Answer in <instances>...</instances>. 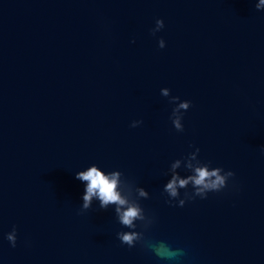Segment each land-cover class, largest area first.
I'll use <instances>...</instances> for the list:
<instances>
[{
    "label": "water",
    "instance_id": "obj_1",
    "mask_svg": "<svg viewBox=\"0 0 264 264\" xmlns=\"http://www.w3.org/2000/svg\"><path fill=\"white\" fill-rule=\"evenodd\" d=\"M256 2L0 0V264H264ZM157 19L164 27L152 35ZM162 88L191 102L183 132ZM196 148L234 177L205 199L169 205L168 169L181 159L177 173L189 175L183 158ZM93 164L144 188L139 203L154 219L145 237L185 255L162 260L122 244L116 233L129 229L114 206L93 200L81 211L75 174ZM13 226L15 247L5 239Z\"/></svg>",
    "mask_w": 264,
    "mask_h": 264
},
{
    "label": "clouds",
    "instance_id": "obj_2",
    "mask_svg": "<svg viewBox=\"0 0 264 264\" xmlns=\"http://www.w3.org/2000/svg\"><path fill=\"white\" fill-rule=\"evenodd\" d=\"M255 9H264V0H257ZM163 27V20L157 19L154 28L150 32L155 35ZM157 45L161 49L164 48V40L162 38L158 39ZM160 94L168 97L169 103L175 105L169 119L177 132H183V113L189 109L191 102L187 100L180 101L179 97L170 96L167 88H162ZM140 124H142V121L135 120L129 126L135 128ZM261 152L264 153V146H261ZM197 153H199V148L183 158L184 161H187L184 169L190 173L183 178L177 173V169L181 167V159L171 163L168 169L170 179L163 186V192L168 197L165 202L169 205L175 200L177 202L176 206L183 207L186 200L190 201L196 197L205 199L208 193L220 192L226 188L228 181L234 177L231 170L225 171L220 167H210V162L200 161L197 159ZM122 176L123 174L118 170L105 173L94 164L85 170L76 172L75 179L85 185L80 210H88L92 206L93 200L99 202V209L114 206L117 221L122 227L129 229V231L116 233V237L122 244L132 248L139 243L142 248L151 251L152 254L162 260L176 261L185 255L183 249H173L164 241H154L145 237L144 231L154 223V219L145 215L139 200L141 198L147 199L148 192L142 187H135L131 182L123 179ZM189 185L192 188L191 193L187 191ZM180 189H185L183 198H180ZM137 222H140L141 231H136ZM5 239L11 247L16 246L15 226L5 235Z\"/></svg>",
    "mask_w": 264,
    "mask_h": 264
}]
</instances>
